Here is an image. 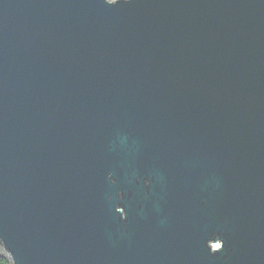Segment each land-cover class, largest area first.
Instances as JSON below:
<instances>
[{
    "label": "water",
    "instance_id": "1",
    "mask_svg": "<svg viewBox=\"0 0 264 264\" xmlns=\"http://www.w3.org/2000/svg\"><path fill=\"white\" fill-rule=\"evenodd\" d=\"M0 256L264 264V0H0Z\"/></svg>",
    "mask_w": 264,
    "mask_h": 264
},
{
    "label": "trees",
    "instance_id": "2",
    "mask_svg": "<svg viewBox=\"0 0 264 264\" xmlns=\"http://www.w3.org/2000/svg\"><path fill=\"white\" fill-rule=\"evenodd\" d=\"M0 264H9V262L5 258L0 256Z\"/></svg>",
    "mask_w": 264,
    "mask_h": 264
}]
</instances>
